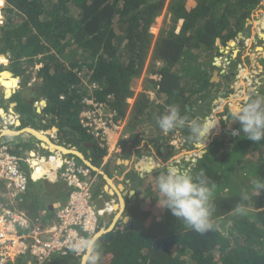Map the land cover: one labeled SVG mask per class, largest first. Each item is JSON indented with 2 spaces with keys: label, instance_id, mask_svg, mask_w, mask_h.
<instances>
[{
  "label": "trees",
  "instance_id": "16d2710c",
  "mask_svg": "<svg viewBox=\"0 0 264 264\" xmlns=\"http://www.w3.org/2000/svg\"><path fill=\"white\" fill-rule=\"evenodd\" d=\"M261 3L262 0H169L168 4L166 0H4L0 54L9 55L16 68L14 73L25 74L27 68L22 69L21 62L42 64L37 72L39 80L29 83V95L20 91L14 96L21 128L40 116L34 102L45 100V114H41H50V120L44 130L52 125L59 127L63 135L69 136L66 143L88 151L91 163L97 167L105 149L78 124L81 100L105 102L123 117L125 100L133 94L147 60V73L161 75V105L152 106L145 122L154 123V117L165 114L169 105L178 106L180 115L190 116L189 124L195 116L204 117L199 107L205 109L208 119L214 103L216 109L220 108L218 97H210L220 92L210 82L211 72L206 76L207 69L216 68L212 57L219 54L218 48L244 36L251 15ZM165 7L173 24L182 20L180 31L161 30L153 41L150 29ZM198 48L210 57L205 60L207 69L201 61L192 59L190 49ZM5 61L0 57V62ZM215 61L218 66L219 59ZM27 81L26 76L24 86ZM92 84L95 88L91 90ZM247 92L238 104L229 102L230 106H224L217 115L221 118L227 109L241 108L256 99L255 92L251 96L249 89ZM257 94L262 97L264 91L259 89ZM146 101L145 95L138 96L129 114L133 124L127 125L128 131L132 132L147 116ZM194 103L199 106H192L187 113V107ZM139 115L142 117L138 120ZM239 128L227 141L223 134L216 135L205 147H199L190 169L194 178L203 174L210 184H215L212 218L221 221L227 216L222 219L229 222L227 235L220 228L200 235L186 228L169 210L158 207L157 200H135L127 209V220L118 221L97 238L99 264H264V190L259 196L252 191L254 180H264V140L255 143ZM59 156L82 164L73 155ZM59 166L51 167L57 175ZM25 168L28 185L20 208L33 220L49 222L55 213L50 205L56 201L62 205L69 190L59 175V179L51 180L47 172L33 166L30 177ZM242 195L249 199H242ZM238 203L246 206L245 215L231 211ZM80 263L71 255H55L45 264Z\"/></svg>",
  "mask_w": 264,
  "mask_h": 264
},
{
  "label": "crops",
  "instance_id": "0c3cea01",
  "mask_svg": "<svg viewBox=\"0 0 264 264\" xmlns=\"http://www.w3.org/2000/svg\"><path fill=\"white\" fill-rule=\"evenodd\" d=\"M165 11L167 14H169L166 9ZM164 16L165 15H163V17H161L160 19L158 18L156 22L158 27L159 25H161V23L165 22V20H162L165 17H168L169 20L171 19L170 17L171 15H166L165 17ZM175 24H176V27H175L174 33H178L182 25V20H178ZM248 24L249 23H247V25ZM254 29L255 28H253V30ZM160 32L161 31L159 30L158 36L160 35ZM256 36H258V38L261 37L258 34ZM243 43H244V38L241 37L239 38V40H237V43H235V46L242 47ZM230 45L233 46L234 44L232 43ZM217 52L219 53L218 55L222 54L223 56L222 58L227 59L226 56L229 55L224 50L219 49V48ZM233 54L234 52L232 53V57H233ZM3 55L0 54V57L5 58L6 61L0 62V72L1 73L5 71L11 72L14 77H17L16 81L17 83H21L22 87L18 88L16 86L12 88L14 93L9 99H5L4 92L2 90H1L2 92L0 91V104H1V107H0L1 108V111H0V142L3 140L11 142L13 145L12 151H14L17 154V156L22 159V165H24L25 167H28V166H27V163L24 162V160H26V162L27 160L28 161L33 160L35 162L37 161L44 162L42 167L45 170L41 169V171L47 172L51 180H56V175L53 172L49 171V169H51V167L54 166L53 164L54 161L52 160V157H57L59 156V154L60 155H73L77 157V159H79L83 165L88 166L93 170H95L96 168L97 169L101 168V171L99 172L98 182L96 184V187L93 193L96 195V197L98 195H102L100 199L97 197L95 201L96 205L103 206L105 202H108V198H109V200L112 203L111 206L114 208L116 207L115 210H113V212L115 213L114 214L115 216L113 220L111 221L109 229H112L118 221L122 220L123 222H125L127 220V217H125V215H126L127 209L131 205L132 200L148 199L146 197L147 195H145L146 190L148 189L149 186L151 187L150 188L151 191L157 188L156 179L161 173L166 172L170 166H174V165L180 166L181 165V164L179 165L175 164V161L177 160V156L176 154H173L171 156L169 149H171L172 146L170 147L166 145V140H168V138L170 137V134L173 133V131L167 134H162V131L158 129V126L156 124L157 117H154V121H153L154 123L145 122V119H148L149 117V114H148L147 116H144L142 118V122L138 124L132 132L128 131L127 125H129V119H130L131 125L133 124V121H131L132 118H129V114L134 106L135 101L137 100L138 96L141 94L145 95L146 98L148 97L147 96L148 94L141 88L146 82L145 80H147L148 82L152 84L153 91H155V86L157 85L156 81L153 82L150 79H148V76L150 75L147 73V71H149L147 67L149 60L145 62V65L141 71V74L137 80V83L135 87L133 88V91H132L133 94L129 96L128 98H126L125 100L126 109H125V115L121 117L122 122L116 121V125H115L116 129L114 127V129L109 130L108 132L109 148L104 145L103 148L105 149V154L102 156L101 161L99 162L98 166L95 167L91 163L89 152L88 151L82 152L81 150H79V147L81 146L74 147L71 144L66 143V140L69 139V136L63 135V133L60 132L59 127H57L56 125H52L49 129L44 130V125H47L49 122L48 120H50V114H48L47 117H44L41 114L42 112L45 114L44 109H45V106L47 105L45 100L41 99V100L34 102L33 104L35 112L38 115H40L37 119L31 122V125H34V127L29 124V126L21 128L19 114L15 110L17 103L14 100V96H16L17 94L20 95V91H23L27 93L26 95H29L30 93L29 83L30 82L36 83L37 80H39L37 78V72L39 71V68H40L39 66L41 64L39 62H34L33 64L30 65V64H27L26 62H21V66H22L21 68L22 69L27 68L25 74L18 73V71L14 73V69L16 70V68L12 66L9 55L8 54L6 56L5 55L3 56ZM212 58L216 60L215 57H212ZM229 58L231 59V56ZM201 64L204 65V68L206 66V69H207V65L205 64V62L204 63L201 62ZM207 72H210V71H208L207 69ZM214 73L216 72L212 71L210 82L215 84V87H216L215 89H219L218 85L221 81L220 79H221L222 73H216L217 78L215 79H214L215 77ZM143 75L144 77H146L145 79H142ZM26 76L29 77L30 81H27L28 84L24 86L23 80ZM160 81H161V75H160ZM160 81L158 82L159 85H160ZM212 89L214 90V88ZM159 94H158V91H155V94H152V97L154 100L153 105H158V104L161 105V100H159ZM217 94H220V95L218 96L214 93L210 97L214 99H216L217 97L219 98L222 95V92L217 93ZM154 97L156 98L154 99ZM221 102L228 103L229 101L224 100ZM164 105L165 103L162 101V106ZM192 106L197 107L199 105H196L194 103L190 107H187L186 109L187 113L192 111L193 109ZM223 108H224V105L220 104V108L217 109V111L213 115H210L208 120L209 119H212L213 121L217 119L219 120L220 117L217 114L222 113ZM82 110H83V107H81L79 113ZM198 110L203 111L204 117L201 116V118L196 119L197 116H195L193 121H199V120L205 121L206 120L205 109L199 107ZM151 111L152 109H150L148 112L151 113ZM181 116L186 119V124L185 126L176 128L175 130L177 134H174L173 137H176L177 142H181L180 134L184 133L185 135V132H186L185 137L187 138L189 145H191L192 151L185 150L186 152L185 154H183L182 157L185 159L187 156L189 159H191L194 156L195 158V154H197L198 151H200V148H199L200 146H198L196 143H193L194 141L191 142L193 138H192L189 128H187L188 127L187 125H191L188 123L190 119H187L185 115H181ZM141 117L142 116L139 115L137 116V119L139 120L141 119ZM4 122H6L5 125L3 124ZM221 122L223 121H220L217 127L214 128L215 129L214 131L216 133L219 132V130L222 127ZM225 123L226 122H223V124ZM33 132H35V134ZM178 132H180V134ZM38 135L45 137V141L39 138ZM214 135L212 134L213 137ZM33 138L36 139L35 145H36L37 150L41 151L39 152V154L37 150L29 148L30 144L33 142ZM56 140H60V141H56ZM61 140H62V143H60ZM93 141L96 142L95 140ZM114 142H116L119 148L118 151L113 146ZM154 142L156 143L157 148H155ZM205 144H208V142L205 141ZM89 146H90L89 144L84 145L85 148H89ZM44 153H47V156H44ZM85 160L89 161L90 163L86 162ZM192 162L193 160L191 161V163ZM31 163H32L31 166L33 167L35 164L32 161ZM191 163L189 165V162H187L186 168L188 167L190 168ZM147 168H149L150 171L147 172ZM35 176L37 175L35 174ZM112 200H115L117 204L113 205ZM60 205L61 203L56 201L55 203L50 205L51 206L50 208H53L55 206L56 208H58ZM80 264H86V258L85 259L83 258Z\"/></svg>",
  "mask_w": 264,
  "mask_h": 264
},
{
  "label": "built area",
  "instance_id": "2783aa9c",
  "mask_svg": "<svg viewBox=\"0 0 264 264\" xmlns=\"http://www.w3.org/2000/svg\"><path fill=\"white\" fill-rule=\"evenodd\" d=\"M156 80L157 83L160 81ZM94 88L93 84L91 89ZM158 89L157 84L155 91ZM82 105L83 110L78 115L79 125L100 146L109 148L108 132L114 127L116 129V121L122 120H117L116 112L104 102L83 98ZM113 146L119 150L116 142ZM12 150L11 142H0V264H45L55 255H71L82 260L84 254L76 255L71 251L72 243L96 235L108 224L104 217L113 213L111 202L98 206L94 201L93 192L101 168L93 170L60 156L53 159L54 166L61 165L57 172L69 192L53 218L42 223L29 218L17 206V201L21 202V196L26 193L28 176L22 159ZM31 161L35 170L44 169V162ZM31 161L24 160L27 166L32 165ZM97 197L100 199L102 195Z\"/></svg>",
  "mask_w": 264,
  "mask_h": 264
},
{
  "label": "clouds",
  "instance_id": "9594fccd",
  "mask_svg": "<svg viewBox=\"0 0 264 264\" xmlns=\"http://www.w3.org/2000/svg\"><path fill=\"white\" fill-rule=\"evenodd\" d=\"M2 7H4V0ZM153 26L151 28H153ZM151 30L152 29H150V33L154 38ZM218 56H221V58ZM218 56H215V59H219L220 64L218 66L216 65V61L214 59L212 60V64L217 68L221 67V62L225 64L231 61L230 58L229 60L226 58H222V54ZM39 67L41 68L42 64ZM12 77L15 79L17 78L13 75ZM19 87H21V83H18V88ZM11 96L12 95H10L9 98ZM82 107L84 106L82 105ZM107 107L110 110H113L110 108V106L107 105ZM116 115L117 120H122L121 117L118 116L117 112ZM232 120L233 122H239L240 128L238 131L240 133H243V135L247 139L255 143L264 140V97H257L256 99H252L243 107L233 111ZM218 123V119L215 121L206 119L203 122L192 121L190 125V133L193 139L197 141V143L206 145V139L210 136L212 130L217 127ZM156 124L158 126V129L162 131V134H167L178 127L185 126L186 119L180 115L178 106L169 105L165 114L159 116L156 119ZM83 131L86 133L85 130ZM232 134L235 135L236 130H233ZM88 135L92 140H95L90 134ZM95 141L99 144L97 140ZM85 161L90 163L87 160ZM156 187L158 191V195L156 197L157 206L161 209L169 210L171 214L176 217L177 220L181 221L186 228L199 233L200 235L219 231V225L212 218L213 213L215 212V205L212 203V198L216 186L214 183L210 184L209 181L203 176V174H201V176L199 177L194 178L188 170H181L178 167L170 166L166 172L161 173L157 177ZM262 190H264V180H254L252 182V191L254 192V194L256 196H259ZM242 199L248 200L249 197L247 195H242ZM231 211L236 215H245L247 213V208L244 204L238 203L234 208H232ZM105 227L103 228L102 233L107 231L105 230ZM102 233H100V235ZM95 236L96 235L79 239L71 245V251L76 255L84 254L88 264H99L100 261L101 253L99 251V243L97 237Z\"/></svg>",
  "mask_w": 264,
  "mask_h": 264
},
{
  "label": "rangeland",
  "instance_id": "374dc122",
  "mask_svg": "<svg viewBox=\"0 0 264 264\" xmlns=\"http://www.w3.org/2000/svg\"><path fill=\"white\" fill-rule=\"evenodd\" d=\"M166 2L168 4L169 0H166ZM261 4L262 5L256 9L257 11L251 15V19L249 20L250 23L248 24L249 28L247 29V32H245L244 36H243V38H244L243 46L242 47L241 46L236 47L234 43H237V42H234V43L232 42L234 44L233 46L228 45L225 48H223L222 50H224L227 54H229L228 56H226L228 60H229V57L231 56V61H229L228 63H225V64L223 62H221V67H219V68L216 67L214 70H210L211 73H212V71H214L216 73H222L221 74L222 76L220 79L221 81L218 85V88H219L218 91L222 92L223 95H221L218 98V100L220 102L219 104H223L225 107L227 106V108L230 106L229 102H231V100H232V103L235 105V104H238L240 102V100L244 99L248 95L247 89H249L250 96L253 95V93L255 92L256 98L258 97L257 92L259 91V89L264 91V1L263 0H262ZM2 6H3V4L0 6V27L2 26V22L4 23L3 20L5 19L4 13L2 10L3 9ZM165 9H166V7H165ZM165 9H163V11L161 12L159 19L161 17H163V15H165V16L170 15V14L166 13ZM162 20H165V22L161 23V25H159V27L155 23L153 28H151V29H153L152 32L154 33L153 34L154 35L153 41H155V39L158 38L159 30L161 31V29H162L164 33L175 30L176 24H173V21L171 19L169 20L168 17H165ZM172 27H174V28H172ZM122 28L123 27L121 26L120 31L122 30ZM253 28H255V29L253 30ZM252 31H254V32H252ZM250 32H251V34H250ZM255 33H256V35L257 34L260 35L262 37V40H258V36H256ZM119 41H120V38L117 39L116 43H119ZM233 52H234V54L232 57ZM190 53L193 54V56H194L192 59L199 60L203 63L205 62L206 59H209V56H207L208 53L205 52L204 49H202V48H198V49H194V50L190 49ZM218 57L221 58V56H218ZM156 65L160 66L161 63L160 64L157 63ZM220 70H221V72H219ZM210 72H207L206 76H208V74H210ZM216 73H214L215 77L217 75ZM145 78L146 77H144V75H143L142 79H145ZM148 79H150L151 81L154 82V81H157L156 79L160 80V75L150 74L148 76ZM145 81L147 83L145 82L141 88H142V90H144L148 94L146 103H147V106H149V108H147L145 110L146 114L148 115L149 114L148 111L152 108V105L154 104L153 103V101H154L153 97L150 95L155 94V91H153L152 84L150 82H148L147 80H145ZM30 83H32V82H30ZM0 90L3 91V88L0 87ZM262 97H264V95ZM155 98L156 97H154V99ZM224 100H228L229 102L228 103L221 102ZM214 104L211 106V110H210L211 115H213L217 111ZM152 110H153V108H152ZM235 110L236 109H234V108L232 110L227 109V111L219 119V122L223 121L226 123L223 124V122H221L222 127L219 130V132L216 133L214 131L215 129H213L210 136L207 139H210V141H211L216 135L220 136L222 134H223V138L226 141L231 137L230 135L233 132V130H237L240 127L239 122H233V120H232V112ZM186 118L190 119V116H187ZM209 120H212V119H209ZM129 124H131L130 121H129ZM30 125H31V123H30ZM31 126L34 127V125H31ZM217 129H219V128H217ZM178 133L180 134V132H178ZM174 134H177L176 130H173V133H171L168 140H166V145L170 146V147L172 146L171 149H169L170 155L172 156L173 154H176V156H177V160L175 161V164L176 165L181 164L180 166H175V165L174 166L180 168L181 170L187 169L190 173L191 167L186 168V166H187L186 163L189 162V165H190L191 161L192 160L194 161V156L191 159H189L187 156L185 159L182 157L183 154H185V152H186L185 150L192 151V147H191V145H189L187 138L185 137L186 132H185V135H184V133L180 134L181 135L180 136L181 142H177L176 137H173ZM212 134L213 135L216 134V135H214V137H213ZM193 141L195 142L194 139L191 142H193ZM46 142H48V141H46ZM35 143H36V139L33 138V142L30 144L29 148L37 150ZM60 143H62V140ZM195 143H197V141ZM198 144H200V147H205L207 145V144L203 145L202 143H197V145ZM167 146H166V148H167ZM155 148H157L156 143H155ZM227 148L230 149V146L228 145ZM79 150L84 152V150L81 149L80 147H79ZM39 152H41V151H38V154H39ZM44 156H47V153H44ZM27 170H28V175H30V177H31V174L33 171L32 166H28ZM49 171L53 172L51 169H49ZM54 174L56 175V178L59 179L58 175L56 173H54ZM97 182H98V180H97ZM150 188L151 187L149 186L148 189L146 190V193H145V195H147L146 197L148 198V199H146V201H150L152 198H153L152 200H156V197L158 195L157 188H155L153 191H151ZM24 195H25V193L21 196V198H23ZM94 201H96V196H94ZM108 202H111L109 200V198H108ZM112 202H113V205L117 204L115 200H112ZM128 202H129V200H128ZM134 203H135V200H132L131 204H134ZM21 205H22V201L21 202L17 201V206L19 208L21 207ZM114 214L115 213L113 212L108 217H106V216L104 217V221L105 220L108 221V224L106 225L108 229L110 227L111 221L113 220V218L115 216ZM225 217H227V216H225ZM225 217H221L220 220L222 221V219H224ZM214 221H216V223L219 225L220 230L225 235H227V231H228L227 228L229 227V222H223V221L221 222L219 220H214ZM102 230L103 229L99 230L97 232L98 234H96L95 237L98 238L100 233H102ZM217 264H220V263H217Z\"/></svg>",
  "mask_w": 264,
  "mask_h": 264
},
{
  "label": "bare ground",
  "instance_id": "6f19581e",
  "mask_svg": "<svg viewBox=\"0 0 264 264\" xmlns=\"http://www.w3.org/2000/svg\"><path fill=\"white\" fill-rule=\"evenodd\" d=\"M153 30V29H152ZM8 78H9V75L6 73V74H2V77H1V79L0 80H5V79H7L8 80ZM16 80H13V79H9L7 82H3V83H1V86L2 87H4L5 89H6V97H9V95H10V93H11V90H12V88H14L15 87V85H16ZM231 102H232V100H231ZM34 134H35V132H33ZM37 135V134H36ZM38 137L39 138H41V139H43L44 141H45V137H43V136H39L38 135ZM198 146H200V145H198ZM53 163V162H52ZM114 207H112V209H113ZM115 209V208H114ZM113 209V210H114ZM84 259H85V257H84ZM84 263V262H83Z\"/></svg>",
  "mask_w": 264,
  "mask_h": 264
},
{
  "label": "water",
  "instance_id": "95a60500",
  "mask_svg": "<svg viewBox=\"0 0 264 264\" xmlns=\"http://www.w3.org/2000/svg\"><path fill=\"white\" fill-rule=\"evenodd\" d=\"M248 23H250V21H248ZM6 73L9 75L8 80H9V79L16 80L15 78L12 77V74H11L10 72H6V71L0 73V79H1V77H2V74H6ZM8 80H0V87L4 89L3 92H4V95H5V99H8L9 97H6V89H5L4 87L1 86V83H3V82L5 83V82H7ZM16 82H17V81H16ZM16 86L18 87V83H16L15 87H16ZM13 93H14L13 90H11L10 95H12ZM10 95H9V96H10ZM0 107H1V104H0ZM0 111H1V108H0ZM206 141L209 143V142H210V139H206ZM148 171H150L149 168H147V172H148ZM137 180H138V178H137ZM50 209H53L54 211H56L57 208H56V206H55V207L50 208ZM110 230H111V229H110ZM107 231H109V230H107ZM103 233H104V232H103ZM103 233H102V234H103Z\"/></svg>",
  "mask_w": 264,
  "mask_h": 264
},
{
  "label": "flooded vegetation",
  "instance_id": "af4514ba",
  "mask_svg": "<svg viewBox=\"0 0 264 264\" xmlns=\"http://www.w3.org/2000/svg\"><path fill=\"white\" fill-rule=\"evenodd\" d=\"M220 72V71H219Z\"/></svg>",
  "mask_w": 264,
  "mask_h": 264
}]
</instances>
